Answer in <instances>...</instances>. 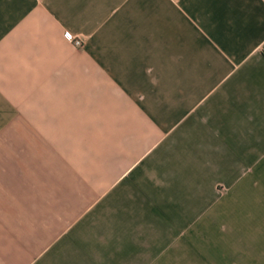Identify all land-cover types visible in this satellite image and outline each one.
<instances>
[{"label": "crops", "instance_id": "obj_1", "mask_svg": "<svg viewBox=\"0 0 264 264\" xmlns=\"http://www.w3.org/2000/svg\"><path fill=\"white\" fill-rule=\"evenodd\" d=\"M0 264H264V0H0Z\"/></svg>", "mask_w": 264, "mask_h": 264}, {"label": "built area", "instance_id": "obj_2", "mask_svg": "<svg viewBox=\"0 0 264 264\" xmlns=\"http://www.w3.org/2000/svg\"><path fill=\"white\" fill-rule=\"evenodd\" d=\"M65 36H66V38H70V34L69 33H65Z\"/></svg>", "mask_w": 264, "mask_h": 264}, {"label": "rangeland", "instance_id": "obj_3", "mask_svg": "<svg viewBox=\"0 0 264 264\" xmlns=\"http://www.w3.org/2000/svg\"><path fill=\"white\" fill-rule=\"evenodd\" d=\"M115 207V206H114Z\"/></svg>", "mask_w": 264, "mask_h": 264}]
</instances>
